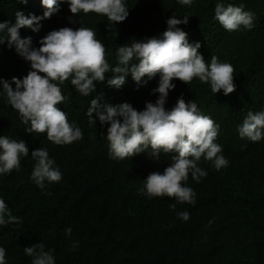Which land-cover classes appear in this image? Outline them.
Here are the masks:
<instances>
[{
    "label": "trees",
    "instance_id": "1",
    "mask_svg": "<svg viewBox=\"0 0 264 264\" xmlns=\"http://www.w3.org/2000/svg\"><path fill=\"white\" fill-rule=\"evenodd\" d=\"M216 2L194 0L187 7L177 0H126L129 16L111 27L105 16L92 12L78 14L80 23L71 24L72 14L62 3L58 13L40 21L38 32L20 29L21 37H31L32 45L39 47V40L51 30L91 28L105 47L106 60L115 66L116 46L163 32L171 15H188L189 23L180 27L189 41L201 44L198 51L206 63L214 55L232 65L236 88L228 95L214 94L195 78L188 85L175 81L165 107L174 106L181 95L186 102L195 101L220 125L215 142L229 161L217 171L201 158L199 166L207 176L197 183L189 174L187 181L196 192L195 205L178 203L175 209L170 207L172 198L149 199L138 189L150 172L171 165L177 153L153 156L149 149L124 160L112 159L107 125L101 127L97 121L90 127L85 115L97 94L142 110L146 101L154 102L158 96L151 94L158 77L139 88L130 75L120 89L97 84L96 93L88 97L65 81L61 90L68 99L58 107L81 128L83 138L63 146L50 142L46 133H26L18 112L0 97V135L23 139L29 149L19 172L0 176V197L22 219L19 225L0 227L7 264H31L23 248L40 242L52 250L56 264H264V139L251 142L237 132L248 111L264 110V0H228L256 14L255 27L238 32H228L213 19ZM17 10L37 16L44 11L40 0H28L26 5L0 0V22L14 23ZM29 70L30 63L14 48L0 44V78H23ZM36 148H47L62 173L60 182L43 191L30 179L35 163L31 152ZM185 210L190 213L188 221L177 217ZM69 226L72 232L66 235ZM77 241L78 247H73Z\"/></svg>",
    "mask_w": 264,
    "mask_h": 264
},
{
    "label": "clouds",
    "instance_id": "2",
    "mask_svg": "<svg viewBox=\"0 0 264 264\" xmlns=\"http://www.w3.org/2000/svg\"><path fill=\"white\" fill-rule=\"evenodd\" d=\"M26 5L28 0H17ZM44 9L42 16L25 15L17 10L15 22H0V44L14 48L15 52L30 63V70L23 78L11 80L0 78V97L19 114L26 133H46L47 139L56 145H66L83 138L82 130L75 122H69L67 113L58 105L67 101L61 85L69 81L74 90L83 97L96 93L97 84L120 89L130 75L137 87H143L158 77L157 86L151 94H158L155 101H146L142 110L129 102L112 103L102 94L94 96L85 115L90 127L107 125L106 139L109 156L124 160L151 150L153 156L174 152L173 163L162 172H150L138 189L141 195L169 197L176 204L195 205L196 192L187 181L199 183L207 171L199 166L201 158L210 162L219 171L229 164L223 155L222 146L216 143L220 125L204 115L195 101H185L183 95L174 106L166 108L170 91L176 88V80L190 84L193 79L208 84L212 93L221 91L228 95L235 91L232 65L211 56L206 63L198 51L201 44L190 42L188 33L180 26L189 23L188 15L182 18L171 15L166 19L163 32L142 39H131L115 47L117 63L110 66L105 56V47L96 39L93 29L87 27H60L49 31L39 40V47L32 45L31 37H21L20 29L38 32L43 19L50 18L67 3L71 24H79L80 13L103 15L111 27L129 16L126 0H40ZM181 6L191 7L194 0H177ZM216 21L228 32L252 30L256 14L245 10L244 5H235L228 0H217L214 7ZM111 72L108 76L106 73ZM15 85V87H13ZM239 138L251 142L264 139V110L248 111L243 123L238 126ZM29 156L23 139H11L0 135V176L21 170L22 158ZM35 161L30 179L42 191L58 183L62 173L49 156L47 148H36L31 152ZM50 195V193H46ZM183 221L190 213L178 211ZM20 217L14 216L5 200L0 197V227L19 225ZM212 221H208L211 225ZM71 235V227L64 229ZM74 242L73 247H78ZM25 255L32 258L31 264H56L51 249L45 250L43 242L23 248ZM0 264H7L6 250L0 246Z\"/></svg>",
    "mask_w": 264,
    "mask_h": 264
},
{
    "label": "rangeland",
    "instance_id": "3",
    "mask_svg": "<svg viewBox=\"0 0 264 264\" xmlns=\"http://www.w3.org/2000/svg\"><path fill=\"white\" fill-rule=\"evenodd\" d=\"M36 2H38V0H33V3H36Z\"/></svg>",
    "mask_w": 264,
    "mask_h": 264
}]
</instances>
